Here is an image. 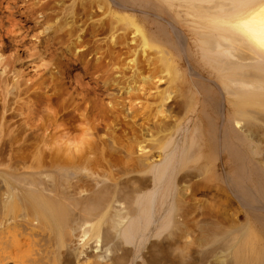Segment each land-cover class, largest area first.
Here are the masks:
<instances>
[{
	"label": "bare ground",
	"instance_id": "obj_1",
	"mask_svg": "<svg viewBox=\"0 0 264 264\" xmlns=\"http://www.w3.org/2000/svg\"><path fill=\"white\" fill-rule=\"evenodd\" d=\"M0 264H264V0H0Z\"/></svg>",
	"mask_w": 264,
	"mask_h": 264
},
{
	"label": "rangeland",
	"instance_id": "obj_2",
	"mask_svg": "<svg viewBox=\"0 0 264 264\" xmlns=\"http://www.w3.org/2000/svg\"><path fill=\"white\" fill-rule=\"evenodd\" d=\"M164 15V17H162L161 18V20L162 19H168V17H166L165 15V13H163L161 16H163ZM62 19H64V18H62ZM61 19V20H62ZM56 20H58V19H54V21H56ZM54 21L52 22V23H54ZM63 21V20H62ZM26 26H28V30H27V32H25L24 34H25V39H24V44H23V46H24V50L22 49V50H18V53L20 54V56H21V62L19 61V62H17V63H15V68L16 69H21V67H22V69L24 70V72H25V74H26V76H35L36 74H38L39 73V71L41 70V69H39V68H37L34 64H31L30 65V62H29V58H28V55H29V51L31 50V48L34 46V42H35V40H36V35L38 34V32H39V30H41V28H39L38 26H33V23L32 22H28V23H26ZM61 32V31H60ZM59 32V33H60ZM7 40V41H6ZM3 41H4V43L6 42L7 43V49L5 50V52H4V55L5 56H8L12 51H14V49H16V47H15V45L14 44H9L8 45V39H6V38H4L3 39ZM56 56H59V51H56ZM63 58V57H62ZM23 62V63H22ZM24 62H26V63H24ZM29 62V63H28ZM146 62V61H145ZM23 64H25V65H23ZM17 65V66H16ZM34 66V67H32V69H31V67L30 66ZM153 65H156V64H154V63H150V64H148V63H142V65H141V67L143 68V70L146 72V71H148V70H150V69H152V67H153ZM72 67V68H71ZM70 68H69V77H70V79H68V78H66L65 80H62L61 82H60V84H64V90L63 91H59L58 92V94L59 93H62L63 94V96L64 97H69V94H75V92L78 90L79 91V89L80 88H82V87H80V83H83V82H85V80L86 81H88V78H83V77H78V71L79 70H77V69H74L73 68V66H71ZM76 67H78V66H76ZM38 69H39V71H38ZM182 69H185V67L183 66L182 67ZM37 70V71H36ZM55 70H53V72H54ZM34 72V73H33ZM50 77V75L48 74V73H46L45 74V76L44 77H42V78H40L39 79V81L40 82H42V83H45V84H49L50 82H51V79L49 78ZM78 78V79H77ZM79 79H82V80H79ZM79 80V81H78ZM45 81V82H44ZM53 82H55V80L53 81ZM80 82V83H79ZM39 84V83H38ZM89 85H91L92 86V83H90ZM43 86H45L44 84H39V88H37L36 90L38 91V92H40L41 91V89H42V87ZM74 87V88H73ZM79 87V88H78ZM78 88V89H77ZM35 89V88H34ZM70 91L69 93L67 92V91ZM53 90H51L50 92H52ZM74 92V93H73ZM184 96H185V93H184ZM130 136V132H129V129H127V128H125L122 132H121V134H120V139L121 140H123V141H125V142H127L128 141V137Z\"/></svg>",
	"mask_w": 264,
	"mask_h": 264
},
{
	"label": "clouds",
	"instance_id": "obj_3",
	"mask_svg": "<svg viewBox=\"0 0 264 264\" xmlns=\"http://www.w3.org/2000/svg\"><path fill=\"white\" fill-rule=\"evenodd\" d=\"M91 136V131L90 129H82L80 133H78L73 139L71 143V148L72 149H80L82 148L87 141L89 140Z\"/></svg>",
	"mask_w": 264,
	"mask_h": 264
}]
</instances>
